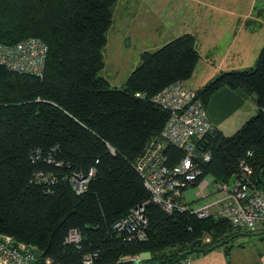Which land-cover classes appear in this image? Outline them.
I'll list each match as a JSON object with an SVG mask.
<instances>
[{
	"label": "trees",
	"instance_id": "obj_1",
	"mask_svg": "<svg viewBox=\"0 0 264 264\" xmlns=\"http://www.w3.org/2000/svg\"><path fill=\"white\" fill-rule=\"evenodd\" d=\"M117 1L0 0V43L37 37L49 49L42 76L0 64V235L33 249L36 264H84L87 256L116 264L143 253V264H171L253 233L152 202L137 164L170 117L153 97L185 83L199 53L191 34L174 38L143 52L125 83L112 87L99 73ZM224 86L254 93L258 111L233 135L213 127L197 142L196 154L210 160L200 162L193 185L207 176L230 183L244 162L264 191V46L254 68L221 73L198 97L205 105ZM164 155L172 166L184 153L167 143ZM78 177L88 178L82 190ZM135 211L145 222L119 229ZM72 231L78 242L69 241Z\"/></svg>",
	"mask_w": 264,
	"mask_h": 264
},
{
	"label": "crops",
	"instance_id": "obj_2",
	"mask_svg": "<svg viewBox=\"0 0 264 264\" xmlns=\"http://www.w3.org/2000/svg\"><path fill=\"white\" fill-rule=\"evenodd\" d=\"M185 34L194 37L199 53L193 75L185 83L197 92L221 73L255 67L264 46V0H118L113 8V21L107 32L105 52L111 35L114 41H121L124 47L125 52L121 56L129 52V60H125L128 61L126 81L139 65L143 52L154 51ZM134 43H141L143 47L132 52L131 45ZM131 56L134 59H130ZM104 57L106 67L105 53ZM115 74L119 82L111 79L115 75L105 73L103 76L111 86L124 80L119 73ZM250 95L254 93L242 88L230 89L224 86L217 90L204 105L213 127L225 135V124L214 118L215 111L222 115L229 114V117L235 116L242 112ZM249 113L254 114V110ZM193 187L196 185L191 184L182 191L188 208H199L223 196L219 190L216 191L221 195L213 194V188H210L208 182L205 189L210 188V194L202 198L205 200L186 199L185 193ZM216 209V206L211 207L212 212ZM254 234L258 237L248 238ZM263 253L264 222H261L252 234L238 235L208 253H194L192 258L193 264H261ZM149 257V253L141 254L137 264H143L141 261ZM0 264L4 263L0 260Z\"/></svg>",
	"mask_w": 264,
	"mask_h": 264
},
{
	"label": "built area",
	"instance_id": "obj_3",
	"mask_svg": "<svg viewBox=\"0 0 264 264\" xmlns=\"http://www.w3.org/2000/svg\"><path fill=\"white\" fill-rule=\"evenodd\" d=\"M48 46L40 38L29 37L16 44L0 43V64L8 70L20 74L42 76L48 55ZM139 95V94H137ZM153 101L170 112L159 139L151 143L140 157L137 168L143 174L151 191L152 202L168 212L189 210L199 218L215 217L228 221L233 227L246 232H254L259 223L264 222V191L253 184L252 170L244 162L240 173L231 183H215L223 196L213 203L193 209L183 200L182 191L202 175L201 161L210 160L209 153L196 154V145L214 128L211 124L198 93L184 82L178 81L167 86L153 97ZM182 150L179 162L169 166L164 155L165 144ZM87 177H78L75 189H83ZM207 181H199L196 187L203 193ZM205 197V194L203 195ZM216 206L215 212L211 207ZM141 212L135 211L116 225L127 232L136 231L144 223ZM143 239V233H140ZM77 232H70L69 241L78 242ZM133 259L140 262L139 257ZM0 260L4 264H36L33 249L23 243H15L10 236L0 235ZM87 256L84 264H92ZM45 264H59L47 259ZM171 264H193V258L186 256ZM264 264V253L261 258Z\"/></svg>",
	"mask_w": 264,
	"mask_h": 264
},
{
	"label": "rangeland",
	"instance_id": "obj_4",
	"mask_svg": "<svg viewBox=\"0 0 264 264\" xmlns=\"http://www.w3.org/2000/svg\"><path fill=\"white\" fill-rule=\"evenodd\" d=\"M109 42L110 43L108 44L106 52H105V47L103 49L104 67H105L104 53L106 56V67H105V69H102L103 71L102 70L100 71L99 75L105 76V73L107 75H111V76L115 75L114 76L115 78H111V79L115 82H119L116 80L117 74H115V73H119V76H122V78L124 77V80H122V82H120L118 85H115L112 83L113 84L112 87H121L123 85L126 77L128 76V72H127L128 61L126 62L125 60H129V52L128 53L126 52L125 54H123V56H121V54L123 52H125L124 47L122 46L121 41L120 42L114 41L112 35L110 37ZM141 47H143L141 43H137V44L134 43L131 45V51L133 52V50L140 49ZM128 48L129 47L127 46L126 49H128ZM130 59H134L133 56H131ZM256 109H257V107H256L254 95L253 96L250 95L249 99H247V101L245 102V107L243 106L241 113H239L235 116L229 117V114H223L222 115L220 112L217 113L215 111L216 117H214V118L218 119V121H222L225 124L224 133H225V135L229 136V135H233L239 129V128L237 129V127H241L244 124V122H246L252 116L256 115V113H257ZM252 110H254V114L249 113V111L251 112ZM229 126H234V127L236 126V128H233L236 130L230 129ZM206 180L210 183V188H213V194H220L218 191H216L217 190L216 185H215V183H213L212 178L207 177ZM210 188L205 189V191H203V193H200V191L197 187H193V188L187 190V192L185 193V197H186V199L195 198L196 200H199V199L205 200V199H202L203 195L204 194L209 195L210 194V192H209ZM210 199L211 198H209L208 200H210ZM208 200H206V201H208ZM257 237H258V235H255V234L248 236V238H251V239H254ZM192 254H194V253H191V257H192Z\"/></svg>",
	"mask_w": 264,
	"mask_h": 264
},
{
	"label": "water",
	"instance_id": "obj_5",
	"mask_svg": "<svg viewBox=\"0 0 264 264\" xmlns=\"http://www.w3.org/2000/svg\"><path fill=\"white\" fill-rule=\"evenodd\" d=\"M195 243H200V240L199 239L196 240V242H194L193 244H195ZM137 263H139L138 260H135L133 258H130V259H126V260H121V261H119L116 264H137Z\"/></svg>",
	"mask_w": 264,
	"mask_h": 264
}]
</instances>
